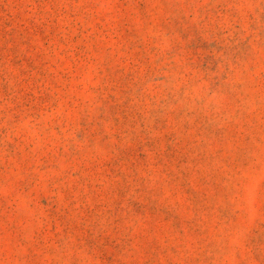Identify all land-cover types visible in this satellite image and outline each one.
Listing matches in <instances>:
<instances>
[{
    "label": "rangeland",
    "instance_id": "rangeland-1",
    "mask_svg": "<svg viewBox=\"0 0 264 264\" xmlns=\"http://www.w3.org/2000/svg\"><path fill=\"white\" fill-rule=\"evenodd\" d=\"M0 264H264V0H0Z\"/></svg>",
    "mask_w": 264,
    "mask_h": 264
}]
</instances>
